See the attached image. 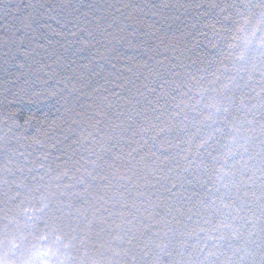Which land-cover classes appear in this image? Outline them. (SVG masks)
Masks as SVG:
<instances>
[{"label":"trees","instance_id":"trees-1","mask_svg":"<svg viewBox=\"0 0 264 264\" xmlns=\"http://www.w3.org/2000/svg\"><path fill=\"white\" fill-rule=\"evenodd\" d=\"M25 251L264 264V0H0V264Z\"/></svg>","mask_w":264,"mask_h":264},{"label":"clouds","instance_id":"clouds-1","mask_svg":"<svg viewBox=\"0 0 264 264\" xmlns=\"http://www.w3.org/2000/svg\"><path fill=\"white\" fill-rule=\"evenodd\" d=\"M5 264H32L31 252L25 251L21 256L13 255Z\"/></svg>","mask_w":264,"mask_h":264},{"label":"snow or ice","instance_id":"snow-or-ice-1","mask_svg":"<svg viewBox=\"0 0 264 264\" xmlns=\"http://www.w3.org/2000/svg\"><path fill=\"white\" fill-rule=\"evenodd\" d=\"M36 255H37V256H45V255H47V253H46V252H39V251H38V252L36 253Z\"/></svg>","mask_w":264,"mask_h":264}]
</instances>
